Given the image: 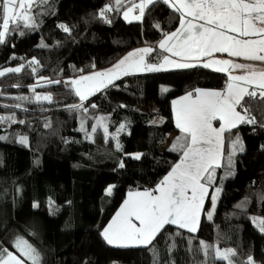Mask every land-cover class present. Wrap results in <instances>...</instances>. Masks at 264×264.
Returning a JSON list of instances; mask_svg holds the SVG:
<instances>
[{"label": "trees", "instance_id": "obj_1", "mask_svg": "<svg viewBox=\"0 0 264 264\" xmlns=\"http://www.w3.org/2000/svg\"><path fill=\"white\" fill-rule=\"evenodd\" d=\"M110 2L48 0L34 10L38 27L22 28L23 36L14 32L0 44V70L26 65L18 74L0 77V116L15 114L18 121H25L0 125V135L7 136L0 141V245L15 253L14 239L23 237L40 253L41 264H200L204 255L198 249L203 240L221 249H234L236 264H242L249 254L257 264H264V234L251 221L252 216L264 218V128L258 125L241 124L231 136L225 133L223 166L216 169L210 193L217 186L222 191L213 219L209 221L203 213L196 233L167 225L147 248L114 247L103 239V228L128 193L155 189L180 161L181 151L172 150L182 135L176 127L173 101L196 88L223 90L228 82L226 74L199 65L123 76L115 86L109 85L85 102L89 130L94 117H107L110 133L125 124L119 133L122 150H116L114 140L105 142L102 129L94 134V142L88 140L79 131L84 114L67 108L79 103L69 87L53 83L38 86L33 93L31 86L40 77L63 81L108 68L144 45L156 48L149 57L155 63L163 56L157 51L163 37L155 24L164 32L178 27V14L163 3L149 6L141 22L126 21L123 13L128 0L119 12L106 14L111 20L107 23L99 12ZM60 24L67 25L70 34ZM41 42L47 47H40ZM33 58L39 61L38 66L32 65L37 68L35 74L27 67ZM35 95H50L58 101L36 102ZM19 96L32 102L15 99ZM93 103L96 108L89 106ZM251 103L253 115L264 122V107L260 106L264 102ZM16 104L22 108L13 107ZM170 134L174 140L163 150L161 145ZM236 134L244 151L233 157L232 175L225 178L227 154ZM18 135L28 137L27 146L18 142ZM136 153L142 154L138 160L130 155ZM244 201L245 208H238ZM204 208L210 209L209 200ZM173 242L176 247L169 251ZM208 264H213L211 253ZM215 264L227 262L217 260Z\"/></svg>", "mask_w": 264, "mask_h": 264}, {"label": "snow or ice", "instance_id": "obj_2", "mask_svg": "<svg viewBox=\"0 0 264 264\" xmlns=\"http://www.w3.org/2000/svg\"><path fill=\"white\" fill-rule=\"evenodd\" d=\"M48 0H0V44L6 43V37L19 31L23 36L22 28L35 29L38 27L35 8L47 4ZM157 3L167 5L178 14V27L171 32H164L157 22L155 27L161 31L162 39L157 48L162 52L170 53L178 60L163 55L157 62H150L149 57L156 48L151 46L139 48L128 53L111 68L95 71L90 75H81L67 81L52 80L40 77L36 84L31 86L35 93L38 86L47 84H61L70 87V90L79 98V103L68 105L69 111L82 112L79 131L93 141L98 129L103 130L105 142L109 139L116 141V150L121 151L119 133L125 130V124H120L115 132L110 133L107 117H94L95 123L89 128L85 127L88 107L85 101L90 96L102 91L109 85L115 86L114 81L121 76L144 72H160L171 69H191L200 64L204 68H211L216 72L228 75V82L223 90H205L196 88L188 92L180 100L173 101L176 127L181 137L172 145V150L181 151L180 162L175 164L171 171L152 190L130 191L128 198L123 202L120 210L103 228L101 235L107 244L114 247H149L162 232L165 225H175L178 229H185L195 233L203 212L211 221L216 209L221 187L210 189L216 183V169L222 167L224 159L225 133L232 135V130L241 124L258 125L264 128V122L258 121L253 115L252 101L257 104L264 102V0H128L124 11V19L142 21L145 10ZM125 7V0H111L99 12L101 19L111 23L106 15L109 12H119ZM139 15L130 16L137 10ZM202 21L203 23H199ZM63 31L70 34L71 29L65 25H58ZM234 33V35H233ZM40 47H47L41 42ZM215 53H226L228 57L241 58L245 61L260 62L258 69L254 64L236 63L230 59H208ZM16 57H13L15 59ZM39 65L33 58L27 67ZM26 65L19 67H5L0 70V77L7 73H20ZM95 65H93V68ZM239 69L242 74L233 75L232 71ZM36 67H32L35 74ZM44 81V84H41ZM19 87L20 85H13ZM167 91V89H164ZM245 98H248L246 100ZM17 100L32 102L27 96L15 97ZM36 102L52 101L50 95H35ZM96 108L93 103L89 105ZM264 107V104H260ZM4 107H8L4 105ZM22 108L21 104L13 105ZM124 107V105H121ZM239 109V110H238ZM27 111V109H22ZM218 121V126L213 122ZM25 124L24 120H17L15 114L0 116V125ZM50 126L49 124L45 125ZM7 140V136L0 135V141ZM18 142L27 146L28 137L18 135ZM243 152L244 146L241 137L236 134L231 141V151L227 154V168L225 178L232 175L233 157L237 152ZM133 159H140L142 154H130ZM123 161L119 167L123 168ZM112 193V187L107 189ZM209 200L210 209H205V201ZM264 201V196L261 197ZM247 201L238 204V208H245ZM51 204V201H50ZM137 221L138 223H134ZM252 223L264 234V218L251 217ZM181 233L177 232L176 235ZM189 245L192 238L188 240ZM13 247L15 254L0 245V264H41L40 253L28 240L16 237ZM176 247L175 243L169 245V251ZM192 249L190 248L189 251ZM154 251V255H157ZM198 251L202 252L204 259L200 264H208L209 255L213 264L215 261H226L227 264H236L233 259L237 256L234 249H220L205 241L199 242ZM159 264V261L154 262ZM242 264H257L249 254Z\"/></svg>", "mask_w": 264, "mask_h": 264}, {"label": "crops", "instance_id": "obj_3", "mask_svg": "<svg viewBox=\"0 0 264 264\" xmlns=\"http://www.w3.org/2000/svg\"><path fill=\"white\" fill-rule=\"evenodd\" d=\"M147 9V8H146ZM136 15H139V11H138V9L137 10H134L131 14H130V16H136ZM143 20V19H142ZM126 21H128V20H126ZM129 22V21H128ZM131 22H141V21H137V20H132ZM199 23H203L202 21H200ZM233 35H234V33H233ZM142 47H147V45H144V46H142ZM142 47H140V48H142ZM139 49V48H138ZM135 50H137V49H134V50H132V51H130V52H133V51H135ZM157 51L159 52V53H161V54H163V55H169L170 56V59H174V60H178L179 58L178 57H173V56H171L170 55V53H165V52H162L160 49H158L157 48ZM129 52V53H130ZM126 55H128V53L126 54ZM125 55V56H126ZM124 56V57H125ZM123 58V57H122ZM121 58V59H122ZM213 58H215V59H230V60H234L236 63H250V64H254L258 69L261 67V65H260V62H254V61H245V60H243V59H241V58H234V57H228L227 56V54L226 53H223V54H221V53H215L214 54V56L213 57H205V58H203L205 61H207L208 59H213ZM119 61V60H118ZM117 61V62H118ZM116 62V63H117ZM115 63V64H116ZM114 65V64H113ZM112 65V66H113ZM199 66H201L200 64H198ZM112 66H110V67H108V68H111ZM108 68H106V69H108ZM207 69H210V70H212L211 68H207ZM103 70H105V69H103ZM170 70H178V69H169V70H167V71H170ZM221 73H223V72H221ZM224 74H226V73H224ZM232 74L233 75H239V74H242L241 73V70H239V69H236V70H233L232 71ZM227 75V74H226ZM227 77H228V75H227ZM181 98H179V99H176L175 101H177V100H180ZM172 109H173V103H172ZM173 113H174V110H173ZM174 116H175V113H174ZM161 123V120H158V124H160ZM213 124H214V126H218V124H219V122L218 121H214L213 122ZM178 129V128H177ZM179 130V129H178ZM180 131V130H179ZM174 137H175V135L174 134H170V135H168V137H167V139H166V141L161 145L162 146V148H163V150H168L169 148H170V146H171V144H172V142H173V140H174ZM180 162V161H179ZM178 162V163H179ZM221 163H222V161H221ZM210 192H211V189H210ZM128 198V197H127ZM207 202V199H206V201H205V203ZM204 206H205V204H204ZM202 214H203V212L201 213V215H200V219H201V217H202ZM134 223H138L137 221H134ZM165 226H167V225H165ZM173 226H175V225H173ZM198 228H199V226H198ZM182 230H184V231H186L187 232V230H185V229H182ZM197 231H198V229H197ZM196 231V232H197ZM195 232V233H196ZM189 233V232H188ZM130 247H136V246H130ZM140 247H142V246H140Z\"/></svg>", "mask_w": 264, "mask_h": 264}, {"label": "rangeland", "instance_id": "obj_4", "mask_svg": "<svg viewBox=\"0 0 264 264\" xmlns=\"http://www.w3.org/2000/svg\"><path fill=\"white\" fill-rule=\"evenodd\" d=\"M151 55H152V54H151ZM151 55H150V56H151ZM150 56H149V57H150ZM149 57H147L146 59L149 60ZM149 61H150V60H149ZM105 69H106V68H105ZM102 70H103V69H102ZM102 70H99V71H102ZM96 71H97V70H96ZM93 72H95V71H92V72H90V73H86V74H82V75H90V74L93 73ZM146 73H150V72L135 73V74H146ZM129 75H132V74H129ZM80 76H81V75H80ZM78 77H79V76H77V77H73V78H67V79H65V80H63V81H67V80H70V79H75V78H78ZM121 77H123V76H121ZM121 77H120V78H121ZM120 78H119V79H120ZM116 80H118V79H116ZM116 80H115V81H116ZM115 81H114V82H115ZM114 82H113V83H114ZM69 88H70V87H69ZM98 92H100V91H98ZM98 92H97V93H98ZM97 93H96V94H97ZM94 95H95V94H94ZM94 95H92V96H94ZM92 96H90L89 98H91ZM52 101H58V99L52 98ZM85 102H86V101H85ZM15 239H16V238H15ZM15 239H14V241H15ZM13 243H14V242H13ZM13 248H14V247H13ZM220 249H221V248H220ZM14 250H15V248H14ZM15 254L18 255V253H16V250H15ZM28 264H30V262H28Z\"/></svg>", "mask_w": 264, "mask_h": 264}]
</instances>
